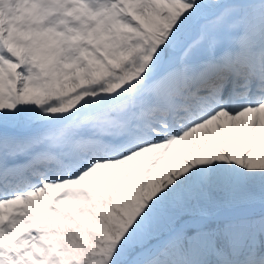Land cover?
Listing matches in <instances>:
<instances>
[{"label":"snow or ice","instance_id":"6c2138e0","mask_svg":"<svg viewBox=\"0 0 264 264\" xmlns=\"http://www.w3.org/2000/svg\"><path fill=\"white\" fill-rule=\"evenodd\" d=\"M0 4V264H264V0Z\"/></svg>","mask_w":264,"mask_h":264},{"label":"rangeland","instance_id":"374dc122","mask_svg":"<svg viewBox=\"0 0 264 264\" xmlns=\"http://www.w3.org/2000/svg\"><path fill=\"white\" fill-rule=\"evenodd\" d=\"M0 10L1 11H3L4 9H3V5L2 4H0Z\"/></svg>","mask_w":264,"mask_h":264}]
</instances>
